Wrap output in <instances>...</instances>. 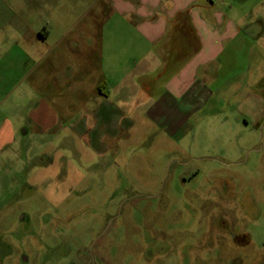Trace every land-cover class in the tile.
<instances>
[{
	"label": "rangeland",
	"instance_id": "rangeland-1",
	"mask_svg": "<svg viewBox=\"0 0 264 264\" xmlns=\"http://www.w3.org/2000/svg\"><path fill=\"white\" fill-rule=\"evenodd\" d=\"M30 1L57 29L99 7ZM222 1L250 48L189 115L130 101L118 129L25 136L0 167V264H264V0Z\"/></svg>",
	"mask_w": 264,
	"mask_h": 264
},
{
	"label": "crops",
	"instance_id": "crops-1",
	"mask_svg": "<svg viewBox=\"0 0 264 264\" xmlns=\"http://www.w3.org/2000/svg\"><path fill=\"white\" fill-rule=\"evenodd\" d=\"M224 4L95 0L87 22L57 29L30 0H0V167L33 130L118 129L130 101L154 116L189 115L207 82L217 86L250 48Z\"/></svg>",
	"mask_w": 264,
	"mask_h": 264
}]
</instances>
